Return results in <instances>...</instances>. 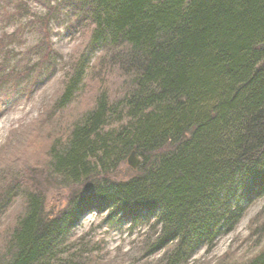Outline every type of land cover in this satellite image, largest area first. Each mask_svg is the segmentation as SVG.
<instances>
[{
    "label": "trees",
    "instance_id": "1",
    "mask_svg": "<svg viewBox=\"0 0 264 264\" xmlns=\"http://www.w3.org/2000/svg\"><path fill=\"white\" fill-rule=\"evenodd\" d=\"M14 1L8 18L30 11ZM37 1L43 15L0 36L37 35L28 59L1 57L0 96L33 92L65 68L56 109L94 96L48 150V180L80 188L57 213L46 211L38 170L24 178L29 168L2 154L0 218L23 203L0 227V264H105L88 234L74 238L93 212L118 226L149 223L142 264H193L197 249L234 230L242 203L264 197V0ZM86 28L89 46L69 66L53 36ZM131 151L134 175L112 179ZM221 261L264 264V246Z\"/></svg>",
    "mask_w": 264,
    "mask_h": 264
},
{
    "label": "rangeland",
    "instance_id": "2",
    "mask_svg": "<svg viewBox=\"0 0 264 264\" xmlns=\"http://www.w3.org/2000/svg\"><path fill=\"white\" fill-rule=\"evenodd\" d=\"M25 1L28 2L30 11L26 9L25 12L23 8L20 12L21 17L8 18L5 11L12 12L15 1L0 0V36L3 32L11 33L20 23L26 24L32 14L41 16L47 10L41 1ZM3 9L4 11H2ZM27 11L28 14H26ZM57 16V20L63 22L62 12ZM57 29L62 28L55 27L54 31ZM53 38L56 47L65 59L62 60L68 62L70 66L89 46L91 29H83L73 36L54 34ZM36 41V33L28 31L22 34L19 43L4 39L0 42V60L6 55V51H12V54L15 53L14 51L25 53ZM20 57L26 60L29 58V54ZM63 61L61 63H64ZM61 63L58 61V64ZM67 72L66 68L59 70L33 92L16 93L18 94L16 99L6 97L4 93L0 96V160L4 158L2 157L4 154L6 159L15 160L12 167H18L19 170L29 168L24 171V178L28 177L30 169L38 170L39 179L42 181V190L46 197V211L51 214L63 209L70 197L80 188L76 185L68 188L60 184L58 180H48L43 172L47 169L48 150L54 139L65 132V126H68L73 117L89 105L88 100L94 96V93L82 94L78 98L80 101L65 110L56 109L55 100L65 86L68 78ZM14 86L16 87L15 83L12 84L13 88ZM134 171L135 169L128 164L126 158L110 177L124 180L134 175ZM22 203V197L15 199L0 218V227L20 212ZM242 205L245 206L244 215L234 230L220 236L210 251L205 247L197 249L191 258L193 264H215L228 258L231 261L244 260L253 257L261 250L264 246V197L254 198ZM104 214L94 212L85 214L74 230V238L88 234L87 239L92 240L91 242L96 243L97 246L94 256H100L101 262H105V264H140L137 262L142 264L145 262L142 257L143 251L140 252V248L144 238L142 233L148 229L149 223H137L133 228L130 224L118 226L105 222ZM162 253L163 250L151 259L159 257Z\"/></svg>",
    "mask_w": 264,
    "mask_h": 264
},
{
    "label": "bare ground",
    "instance_id": "3",
    "mask_svg": "<svg viewBox=\"0 0 264 264\" xmlns=\"http://www.w3.org/2000/svg\"><path fill=\"white\" fill-rule=\"evenodd\" d=\"M15 53L14 54H11V58L9 59V61L12 63V61H13V63H15L16 62V60H12V58H14V59H20V58H23V57H20V56H24V53H22V52H20V53H18L17 51H14ZM24 59V58H23ZM132 152V151H131ZM131 152H130V154H131ZM130 154L128 155V157H127V162H128V158H129V156H130ZM136 156H137V154H136ZM137 158H138V156H137ZM139 159V158H138ZM138 164H139V162H138ZM138 166V165H137ZM137 168V167H136ZM136 168H133V169H136ZM94 213H96V212H94ZM100 214H104V213H100ZM105 215V214H104ZM138 223H145V221H141V222H138Z\"/></svg>",
    "mask_w": 264,
    "mask_h": 264
},
{
    "label": "water",
    "instance_id": "4",
    "mask_svg": "<svg viewBox=\"0 0 264 264\" xmlns=\"http://www.w3.org/2000/svg\"><path fill=\"white\" fill-rule=\"evenodd\" d=\"M139 159L136 156V152L132 151L129 158H128V164L132 167V168H136L138 165Z\"/></svg>",
    "mask_w": 264,
    "mask_h": 264
}]
</instances>
